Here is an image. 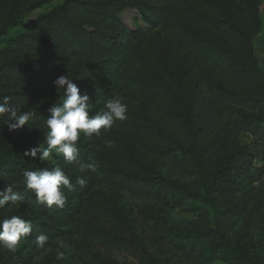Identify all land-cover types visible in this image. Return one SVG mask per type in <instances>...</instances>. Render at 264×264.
Returning <instances> with one entry per match:
<instances>
[{
	"label": "trees",
	"instance_id": "16d2710c",
	"mask_svg": "<svg viewBox=\"0 0 264 264\" xmlns=\"http://www.w3.org/2000/svg\"><path fill=\"white\" fill-rule=\"evenodd\" d=\"M52 1L0 0V102L34 113L13 131L0 117V191L24 196L0 219L17 215L33 229L16 251L0 247V264L50 253H63L53 264H164L143 239L180 264H264V72L254 44L264 0H62L26 21ZM65 74L90 97V115L111 98L127 104L126 120L77 142L78 161L104 169L117 201L90 200L95 172L62 154L24 155L47 147L44 120L63 99L53 82ZM57 165L72 184L62 209L23 184L25 171Z\"/></svg>",
	"mask_w": 264,
	"mask_h": 264
},
{
	"label": "clouds",
	"instance_id": "9594fccd",
	"mask_svg": "<svg viewBox=\"0 0 264 264\" xmlns=\"http://www.w3.org/2000/svg\"><path fill=\"white\" fill-rule=\"evenodd\" d=\"M53 87L57 92H63V99L60 105H53L49 110L48 117L44 123L48 129L45 135L47 147L39 145L36 148L25 152L24 155L31 159L37 158L41 161H48L53 153L62 154L68 164H79V171L86 169L92 172L96 168L92 164H83L78 161L79 148L77 142L81 134L87 138L94 135H101V130L108 131L115 121L127 119V104L120 97L108 99L105 110L90 115V97L87 94L81 95L80 89L73 83L68 75L59 76ZM0 117H7L4 120L9 131L20 129L33 119L34 113L21 111L18 107L9 103V98L4 97L0 102ZM7 173H0L6 176ZM76 183L84 186L87 180L84 177H77ZM23 184L26 192H31L38 203L46 204L49 208L55 205L63 208L67 202V196L62 191V186L72 189L70 177L57 165L52 168L44 167L37 171H25L23 173ZM13 185H9L0 191V209L6 206H20L24 201V196L20 192L13 190ZM32 222L17 215L5 216L0 219V247L9 251H16L23 238L32 232ZM49 237L43 233L37 236L35 244L37 248H44ZM60 248L68 245L60 240ZM63 258V253L58 255Z\"/></svg>",
	"mask_w": 264,
	"mask_h": 264
},
{
	"label": "rangeland",
	"instance_id": "374dc122",
	"mask_svg": "<svg viewBox=\"0 0 264 264\" xmlns=\"http://www.w3.org/2000/svg\"><path fill=\"white\" fill-rule=\"evenodd\" d=\"M62 0H53L50 4L45 5L41 7L38 10H35L31 13L29 17L26 18V21H30L31 19L37 17L38 15L48 12L52 7L59 4ZM261 13H262V30L258 37L255 39L254 44L257 48V59L259 62L260 69L264 72V5L261 7ZM131 14L127 13L124 14V19L127 22H130ZM241 141L243 144L248 145L252 139L248 136H241ZM103 171L104 169L102 167H99L95 171V185L93 189L90 192L89 198L93 201H117L118 197L115 194V192L108 188L104 182H103ZM125 203L127 206L131 209H133L134 213L137 212V204L135 201L128 196L125 198ZM162 215H166V213H162ZM176 219L182 220L183 217H186V213L183 211H180L174 215ZM144 245L149 251V253L157 258L163 261L164 264H180L174 254L165 246L158 244V242L152 241L150 239H143ZM60 253H50L48 256L42 259H36L33 264H53L54 259L58 258V255ZM114 257L118 259L121 262H130L132 261V258L125 254H115ZM79 264L78 261H74V264Z\"/></svg>",
	"mask_w": 264,
	"mask_h": 264
}]
</instances>
